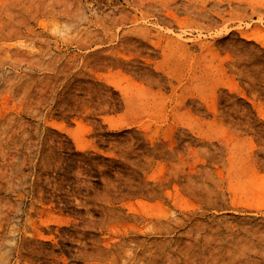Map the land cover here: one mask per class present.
Masks as SVG:
<instances>
[{
    "label": "rangeland",
    "instance_id": "1",
    "mask_svg": "<svg viewBox=\"0 0 264 264\" xmlns=\"http://www.w3.org/2000/svg\"><path fill=\"white\" fill-rule=\"evenodd\" d=\"M0 264H264V0H0Z\"/></svg>",
    "mask_w": 264,
    "mask_h": 264
}]
</instances>
